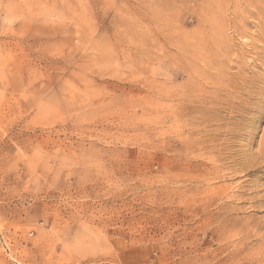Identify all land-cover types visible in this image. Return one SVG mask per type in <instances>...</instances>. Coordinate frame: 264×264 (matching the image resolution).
Listing matches in <instances>:
<instances>
[{
  "label": "rangeland",
  "instance_id": "374dc122",
  "mask_svg": "<svg viewBox=\"0 0 264 264\" xmlns=\"http://www.w3.org/2000/svg\"><path fill=\"white\" fill-rule=\"evenodd\" d=\"M0 264H264V0H0Z\"/></svg>",
  "mask_w": 264,
  "mask_h": 264
}]
</instances>
